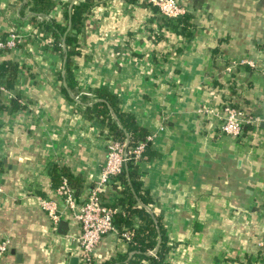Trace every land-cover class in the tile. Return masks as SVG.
Instances as JSON below:
<instances>
[{"label": "crops", "instance_id": "0c3cea01", "mask_svg": "<svg viewBox=\"0 0 264 264\" xmlns=\"http://www.w3.org/2000/svg\"><path fill=\"white\" fill-rule=\"evenodd\" d=\"M44 1L0 0V38L18 37L0 50V241H8L0 264H69L74 256L81 264L80 226L51 173L56 166L77 175L82 201L109 139L64 94L65 55L47 27L67 24L64 13L80 0ZM91 1L72 75L80 91L107 87L151 136L137 164L145 209L171 245L165 264H264V0H177L184 28L146 0ZM228 102L259 117L237 137L221 130ZM116 196L110 186L103 198ZM44 197L64 211L62 232L41 208ZM126 253L127 242L108 232L93 264H134L119 263Z\"/></svg>", "mask_w": 264, "mask_h": 264}, {"label": "trees", "instance_id": "16d2710c", "mask_svg": "<svg viewBox=\"0 0 264 264\" xmlns=\"http://www.w3.org/2000/svg\"><path fill=\"white\" fill-rule=\"evenodd\" d=\"M42 3L46 4L44 0H42ZM92 5L93 1L91 0H80L78 3L73 4L69 11L66 10L64 13L67 24L50 21L49 25H47L50 32H52L54 48L65 55L63 62V70L65 72L64 94L70 102L81 109L83 116L87 120L106 126L108 138L112 137L118 141L127 139L128 146H134L139 141L144 142V150L142 152V157H144L147 155L151 143L147 139L149 132L146 128L137 124L132 113L120 110L117 95L110 92L105 86H96L83 91L76 87V82L72 75V56L78 51V35L81 25ZM152 9L157 10L156 7H152ZM185 19L186 15L184 14L178 19H174L175 21L170 20L176 23L175 25L173 24V27L179 25L184 28L186 26ZM169 23L172 24V22ZM228 103L231 104L230 102ZM137 163L138 161L135 162L133 159L127 162L123 171L115 177L118 184L123 185V191L118 188L117 183H112V189L117 196L113 200L105 202L108 206L116 209L113 214L115 228L119 232L130 230L133 232L130 240L124 239L127 242V252L130 254L126 253L119 257V263L127 260L134 264H143L145 261L150 264H165L166 253L171 245L168 244V237L158 216L145 209L149 198L141 191L140 173ZM53 169L54 171L51 173L52 185L58 187L65 180L70 188L74 190L73 195L77 197L82 191L81 179L77 175L72 174L67 167L55 166ZM137 201L142 205L136 206ZM134 212L139 214V217L135 220L137 222L136 225H134V217L132 216ZM151 249H155L154 255L148 254ZM119 258L117 259L119 260ZM114 260L112 259L109 262Z\"/></svg>", "mask_w": 264, "mask_h": 264}, {"label": "built area", "instance_id": "2783aa9c", "mask_svg": "<svg viewBox=\"0 0 264 264\" xmlns=\"http://www.w3.org/2000/svg\"><path fill=\"white\" fill-rule=\"evenodd\" d=\"M147 3L157 8L159 13L165 19H178L186 13L184 6L177 0H146ZM18 37L15 34H10L6 38H0V50L12 48L16 46ZM237 64H249L255 66L253 61L241 59ZM261 72L264 75V51L260 65ZM202 112H213L208 107H203ZM259 117H254L251 114L243 113L238 108H235L229 103L223 107V122L221 130L223 133L237 137L242 132L245 124L258 120ZM264 121V117L262 118ZM151 140V136H147ZM127 139L118 141L110 137L105 148V160L99 171L95 185L90 189L88 194L82 201H77L73 195V190L63 181L56 188V193L61 197L63 208L69 212L71 218L80 226V233L77 237V242L80 248L79 260L81 264H93V252L100 239L108 232H116L123 239L130 240L133 232H119L113 223V214L115 208L108 206L105 203L104 195L109 190L112 182L124 169L130 159L139 161L142 158L144 150V142L139 141L134 146L127 145ZM40 206L45 211L50 222L56 226L63 219V213L59 205L49 198H41ZM259 246L264 249V235L259 242ZM8 248V241H0V256H2ZM148 254L154 255L155 249L148 251Z\"/></svg>", "mask_w": 264, "mask_h": 264}, {"label": "water", "instance_id": "95a60500", "mask_svg": "<svg viewBox=\"0 0 264 264\" xmlns=\"http://www.w3.org/2000/svg\"><path fill=\"white\" fill-rule=\"evenodd\" d=\"M66 226H67L66 221L61 220L59 222V229H61L60 232H62V229L66 228ZM69 264H78V257H75V256L71 257Z\"/></svg>", "mask_w": 264, "mask_h": 264}]
</instances>
